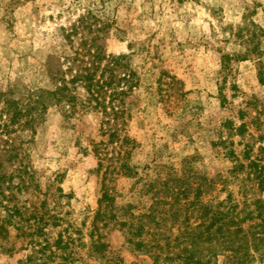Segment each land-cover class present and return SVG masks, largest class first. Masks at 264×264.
I'll list each match as a JSON object with an SVG mask.
<instances>
[{
    "label": "rangeland",
    "instance_id": "rangeland-1",
    "mask_svg": "<svg viewBox=\"0 0 264 264\" xmlns=\"http://www.w3.org/2000/svg\"><path fill=\"white\" fill-rule=\"evenodd\" d=\"M88 13L96 17L87 23L93 30L80 25ZM74 25V45L87 35L107 54L128 55L138 87L125 118L50 105L32 125L25 124L29 116L13 123L5 100L27 105L33 92L58 85L49 73L60 77L69 66L66 37ZM262 67L264 0H0V264H20L33 254V241H44L31 235L35 215L43 216L51 243L60 232L78 239L74 254L43 257L50 264H181L179 249L168 251L166 240L149 233L156 226L149 209L163 198L167 216L157 227L173 240L181 218L173 216L169 189L178 184L190 201L200 184L204 203L232 192L245 201L229 150L244 159L250 145L254 158H264ZM230 120L247 123L244 137L230 134ZM247 188L264 199L255 182ZM105 193L117 218L95 226ZM136 216H145L148 228L133 238L122 223ZM94 227L108 246L104 256L92 246Z\"/></svg>",
    "mask_w": 264,
    "mask_h": 264
},
{
    "label": "trees",
    "instance_id": "trees-1",
    "mask_svg": "<svg viewBox=\"0 0 264 264\" xmlns=\"http://www.w3.org/2000/svg\"><path fill=\"white\" fill-rule=\"evenodd\" d=\"M91 13L83 16L80 19V25L88 30H93L87 24L91 18ZM94 21L96 17H93ZM80 25L72 26V30L67 35L66 39L70 43V48L73 52L65 55L64 63L69 66L57 77V74L50 72L51 79L58 78V85L52 90H39L31 94V99L27 105H20L18 100L6 99L5 104L7 111L14 110L11 121L18 123L19 119L24 116H29L26 121V126L32 125L36 120L35 113L46 111L50 105H57L61 108L69 106L71 112H76L79 107L86 110L102 111L107 115L112 122H117L125 118L128 111L129 98L138 87L135 82V74L128 72L126 59L128 55H111L107 54L101 46L94 44V38H88L87 35L81 36L78 45H74V36L79 30ZM92 46L94 48H92ZM88 59V60H87ZM85 61H87L85 64ZM78 64L75 69V74L68 78L67 74L74 70L73 64ZM264 68V67H262ZM124 70L122 74H118V70ZM260 80L264 83V70L261 69ZM80 90L85 92V98L81 97ZM5 108V112H6ZM230 134L245 136L248 126L246 122H242L236 126L235 122L230 120L226 123ZM115 137V135H112ZM233 144V143H231ZM244 159L238 156L236 151L230 149L229 155L234 160L233 176L236 180L241 181L240 193L245 197V201L241 204L234 198L233 192L225 199H211L208 203L202 200L203 186L200 184L194 191V199L190 201V195L183 188V182L178 184V190H172L171 200L169 203L173 216L177 217L180 222H177V228L180 234L173 240L168 236L161 235V230L157 226H161V222L166 217L162 216L164 212L167 216V210L161 211V199L156 200V207L149 209V218L156 225L148 230L153 239L166 240V249L168 251L178 250V256L182 258L181 264H211L220 256L230 258V264H252L255 261L264 262V199L255 194L249 195L247 186L249 184L257 185L259 192L264 191V158L251 155L250 145L245 146ZM264 149H262L263 152ZM101 167V166H100ZM129 168L128 164L122 163L120 169ZM248 171V172H247ZM247 172V173H246ZM183 180V178H182ZM249 195V196H248ZM102 201L105 206L100 208L95 216V226L98 220L105 221L108 219L117 218L113 213L112 204L114 199L108 194H104ZM109 203V204H108ZM183 203V204H182ZM178 205V206H177ZM22 213V212H21ZM193 213L196 222L191 223V214ZM156 216H159L156 219ZM137 217V218H136ZM133 217L137 221H125L122 225L129 226L130 235L141 237L144 231L148 228L144 217ZM34 219L35 230L31 232L33 236L44 237V241H33L34 252L26 260L20 264H50L47 256L56 254L58 251H63L67 255L74 254L72 246L76 245L77 238L71 235L65 236L62 232L53 243L46 237L47 223H43L44 218L31 216L29 219ZM59 222H55L54 226ZM246 224L248 226L246 227ZM94 227L92 230V246L98 253L105 255L108 248L107 244L99 240V236L95 238ZM151 231V232H150ZM133 238L129 242H133ZM141 244V242L138 244ZM40 246L35 249L36 246ZM160 246V244H158ZM141 247V246H140ZM164 249L163 247H160ZM207 249V252L204 251ZM40 255V257H39Z\"/></svg>",
    "mask_w": 264,
    "mask_h": 264
}]
</instances>
